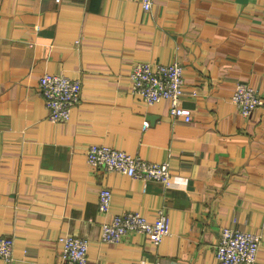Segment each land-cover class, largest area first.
<instances>
[{"label":"crops","instance_id":"obj_1","mask_svg":"<svg viewBox=\"0 0 264 264\" xmlns=\"http://www.w3.org/2000/svg\"><path fill=\"white\" fill-rule=\"evenodd\" d=\"M140 61L181 65L190 120L131 92ZM44 72L82 84L65 122L48 118ZM239 81L264 100V0H0V236L13 239L0 264H60L62 233L86 238L94 264H219L223 227L260 233L264 264V104L241 115ZM90 144L167 162L168 183L98 169ZM124 210L164 211L169 234L100 241Z\"/></svg>","mask_w":264,"mask_h":264},{"label":"built area","instance_id":"obj_2","mask_svg":"<svg viewBox=\"0 0 264 264\" xmlns=\"http://www.w3.org/2000/svg\"><path fill=\"white\" fill-rule=\"evenodd\" d=\"M153 0H141L144 10L149 11ZM182 67L177 62H134L130 69L131 92L146 104L169 101V113L191 119L187 108L180 106L183 84ZM39 88L48 111V118L54 122H65L71 110L81 100L80 80L61 73L44 72L39 78ZM231 101L243 116H249L264 100L246 82H236ZM148 125L143 122V128ZM87 162L108 172H119L143 180H157L168 183L170 170L167 162H156L131 156L124 150L103 145L90 144L86 151ZM111 190L102 186L98 192L97 205L100 212L110 208ZM264 226V222H263ZM130 232H139L153 244L160 243L170 232L167 214L159 210L150 221L137 211L124 210L112 215L110 221L101 225L99 239L102 242H119ZM60 264H94L88 257V240L77 235H59ZM261 234L231 227H223L214 247L215 258L219 264H254L260 247ZM13 239L0 236V258L11 262Z\"/></svg>","mask_w":264,"mask_h":264}]
</instances>
